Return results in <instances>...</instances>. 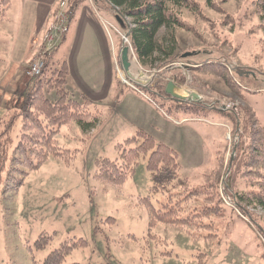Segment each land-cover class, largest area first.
<instances>
[{
    "label": "rangeland",
    "instance_id": "374dc122",
    "mask_svg": "<svg viewBox=\"0 0 264 264\" xmlns=\"http://www.w3.org/2000/svg\"><path fill=\"white\" fill-rule=\"evenodd\" d=\"M10 1L0 18V126L13 120L23 106L25 94L30 93L28 88L34 78L26 71L37 58V48L51 15L68 8L66 0ZM252 1L195 0L198 11L182 8L178 16L183 25L173 30L172 44L178 52L194 54L159 69L142 67L127 37L124 45L132 60L128 70H122L118 55L126 40L124 34L129 31L119 26L114 12L92 0L68 2L69 6H77V24L85 21L84 13L88 20H95L92 19V26L86 24L89 34H93L89 43L102 50L91 69L96 64L103 65L108 58L106 73L110 81L105 85L110 88L100 100L91 102L90 111L99 112L93 131L85 132L74 122L60 127L56 143L60 150L71 153L68 164L62 157L50 155L37 169L22 176V169L17 170L22 166L16 160L9 155L4 162L5 155L0 158V264H41L62 242L70 244L79 238L85 240L84 245L73 246L62 264H264V211L248 207L242 214L225 188L226 181L243 180L240 173L248 166L242 169L239 165L235 175L227 177L235 172L239 159V154L235 155L236 144L231 141L234 127L221 113L224 110L210 108L218 107L212 103L215 98L222 99L234 109L248 108L264 126V17L259 12L252 13ZM3 6L0 2V10ZM129 21L126 17L128 25ZM74 24L68 14L64 35L52 53L54 62L72 61L73 70L78 64L68 35L65 40L64 37ZM168 31L169 28L160 29L158 38L166 32L169 38ZM206 58L221 60L227 76L239 86L241 97L226 89L219 77L200 69ZM119 75L132 80V86ZM155 76L159 80L152 83ZM93 80L91 70L89 80H83L79 88L71 77L66 87L77 99H81V88L94 96L90 86ZM168 81L187 94L186 98L199 100L202 95L211 104H194L209 109L202 114L177 110L136 85H149L154 94L161 90L166 96ZM139 130L177 152L178 174L188 187L183 194L205 186L185 201L189 203L187 207L205 209L219 200L220 208L214 209L219 214L212 216L215 236L207 237L206 229L196 230L191 224L181 227L158 223L148 228L149 213L138 204V198L150 194L156 208L163 200L162 194L150 191L148 151L138 159L133 175L121 184L107 185L94 178L96 160L114 159L116 144L138 136ZM20 177L23 182L16 185ZM41 234L51 237L43 248H38L35 242Z\"/></svg>",
    "mask_w": 264,
    "mask_h": 264
},
{
    "label": "trees",
    "instance_id": "16d2710c",
    "mask_svg": "<svg viewBox=\"0 0 264 264\" xmlns=\"http://www.w3.org/2000/svg\"><path fill=\"white\" fill-rule=\"evenodd\" d=\"M69 1L66 0V5H68L67 12L71 21L75 18L77 6H69ZM92 1L98 6L106 5L114 14L115 11L112 6L117 8L124 18V22L118 24L125 31H129L128 39L137 61L146 69H159L182 59L181 54L183 52L176 51L172 44L175 41L173 30L183 25L178 16L179 12L182 8H188L191 11H198L200 8L195 0ZM0 2L4 4L0 10V18H2L11 1L0 0ZM205 2L209 3L210 0H205ZM252 2V13L259 12L260 17H264V0H253ZM126 17L130 19L129 25L126 22ZM162 28L165 31L169 28V38H167V32L160 39L158 38V33ZM128 58L131 63L129 49ZM208 60L207 62L204 61L206 66L202 65L200 69L219 77L226 89L231 91L233 95L241 97L239 86L227 76L224 65L219 63L221 60L217 62ZM217 66H221V68L218 69ZM239 76L242 75L239 74ZM68 77L69 71L66 61L54 62L53 55L46 58L41 74L34 78L32 84L29 85L30 93L25 94L20 111L14 115L13 120L4 126H0V158L5 155L3 157L4 162L6 159L9 160V155L16 160L17 165L22 166L17 169L18 171L22 169V176L27 175L28 171L37 169L50 155L62 157L65 163H69L72 158L71 153L66 149L60 150L55 138L62 125L74 122L85 132H88L91 129L93 131V128L98 124L99 112L90 111L91 101L83 94H81V99H77L67 90ZM145 78L149 79L150 76ZM149 92L166 101L163 91L160 90L156 94L151 90ZM167 100H169L168 103L171 107L177 110H192L202 114L206 109H209L191 102ZM221 113L233 123V144H236L235 155L239 154L237 166H234L235 172L228 173L227 177L235 175L239 165L242 169L244 166H248L245 171L240 173L243 180L231 179V181H226L224 183L225 188L241 213L245 212L244 209L248 207L259 208L264 211V126L257 122L254 114L248 108L241 109L238 107L234 111H221ZM237 120L240 121L238 125L236 124ZM137 133L138 136H133L125 139L123 143L116 144L117 156L114 159L101 158L96 160L94 178L107 185L121 184L124 179L133 175L138 159L148 151L146 169L151 177L150 191L153 194L160 193L163 195V200L160 201L158 208L152 204L150 194L138 198V204L145 206L148 210V228L151 229L158 223L181 227L191 224L196 230L199 228L206 229L207 235L205 236H215L216 227L212 221V216L219 214L214 212V209L220 208L219 200L205 209L187 207L189 203L185 204V201H190L191 197L197 195L199 189L205 186L183 194L184 189L186 190L188 187L186 180L181 179L178 174L180 164L177 161V152L165 143L155 141L152 135L142 130L137 131ZM248 139L250 141L247 143ZM261 152H263L262 155ZM66 153L67 155L64 156ZM0 168H2L1 164ZM11 174L12 169L11 164H9L7 175L10 176ZM17 179L16 185L22 184L23 178ZM191 234L193 237L196 236L195 232ZM50 237L41 234L35 242L36 246L43 248ZM150 237L156 239L155 235L150 234ZM84 243L85 240L81 238L70 244L64 241L59 247L52 250L41 264H62L64 256L73 246L84 245Z\"/></svg>",
    "mask_w": 264,
    "mask_h": 264
},
{
    "label": "crops",
    "instance_id": "0c3cea01",
    "mask_svg": "<svg viewBox=\"0 0 264 264\" xmlns=\"http://www.w3.org/2000/svg\"><path fill=\"white\" fill-rule=\"evenodd\" d=\"M87 11L89 15H91L89 10ZM83 15L85 17V21L81 24H77V20H75L74 18V26H72L71 29L69 28V30L67 29L68 32H66L64 37V40L66 39V35H68L69 37V43L71 44L70 50L75 55L74 60L78 64V67L73 70L72 61H69V64H66L69 71L68 80L71 77L77 88H79V84H81L83 80L85 83L89 80L90 72L91 70L93 71L94 80L90 84V86L92 87L91 89L94 90L95 95H88V93L84 91L83 88L79 89L80 95L83 94L92 102V100H95V98H99L98 100H100L101 96L106 95L110 88V86L107 87L105 85L106 82L110 81L108 80L109 74L106 73V67L110 66V60L107 58L103 65L96 64L94 68L91 69L94 64L95 57L101 52L102 48L96 47L92 43H89V41H91L92 39L93 34H89L88 29L86 28V24H91L92 26L93 18H90V20H88V18L86 17L87 14L84 13ZM95 17L98 21L97 23H100L99 18L96 15ZM93 22H95L94 19ZM102 35L104 36V34ZM104 44L106 46V43Z\"/></svg>",
    "mask_w": 264,
    "mask_h": 264
},
{
    "label": "built area",
    "instance_id": "2783aa9c",
    "mask_svg": "<svg viewBox=\"0 0 264 264\" xmlns=\"http://www.w3.org/2000/svg\"><path fill=\"white\" fill-rule=\"evenodd\" d=\"M65 11H66L65 8L59 9L51 16V19L47 24V28L44 31L42 42L40 46L37 48V53H36L37 58L32 61V63L28 66V69L26 71L29 77L35 78L38 75H40L45 64V59L51 54L54 47L58 44L61 37L64 35L63 33L66 30L67 17H68V14ZM150 75L154 76L153 74ZM120 78L122 79V81L126 82L122 76H120ZM212 103H214L219 108L224 110H229L232 108V104H227L222 99L215 98Z\"/></svg>",
    "mask_w": 264,
    "mask_h": 264
},
{
    "label": "water",
    "instance_id": "95a60500",
    "mask_svg": "<svg viewBox=\"0 0 264 264\" xmlns=\"http://www.w3.org/2000/svg\"><path fill=\"white\" fill-rule=\"evenodd\" d=\"M113 10L115 11V19L116 21L121 24V22H124V18L121 16V14L118 12L117 8L115 6H112ZM129 35V32H126L124 34V38L127 40V37ZM125 40L122 41V45L120 48V57H119V63L120 66L123 70L128 68L129 66V61H128V46L124 45ZM193 53L192 52H184L181 54L182 58L190 57ZM159 80V76H155L154 80L152 83H155L156 81ZM175 85L173 81H168L165 85L164 88V94L167 95L168 99L173 100V101H179V102H194L197 104H201L204 106H207L206 102H200L196 101L190 98H185L181 96L179 93L174 92Z\"/></svg>",
    "mask_w": 264,
    "mask_h": 264
},
{
    "label": "bare ground",
    "instance_id": "6f19581e",
    "mask_svg": "<svg viewBox=\"0 0 264 264\" xmlns=\"http://www.w3.org/2000/svg\"><path fill=\"white\" fill-rule=\"evenodd\" d=\"M127 80V79H126ZM174 92H176V93H179L181 96H183V97H185L186 98V96H187V94H185L184 92H182L180 89H178V88H174Z\"/></svg>",
    "mask_w": 264,
    "mask_h": 264
},
{
    "label": "flooded vegetation",
    "instance_id": "af4514ba",
    "mask_svg": "<svg viewBox=\"0 0 264 264\" xmlns=\"http://www.w3.org/2000/svg\"><path fill=\"white\" fill-rule=\"evenodd\" d=\"M234 71H235V69H234ZM239 72V71H238ZM169 101V100H168Z\"/></svg>",
    "mask_w": 264,
    "mask_h": 264
}]
</instances>
